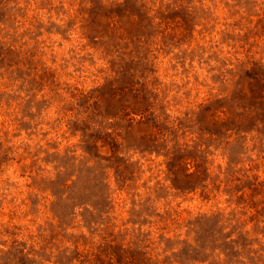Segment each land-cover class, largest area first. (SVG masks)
Here are the masks:
<instances>
[{
  "label": "rangeland",
  "instance_id": "obj_1",
  "mask_svg": "<svg viewBox=\"0 0 264 264\" xmlns=\"http://www.w3.org/2000/svg\"><path fill=\"white\" fill-rule=\"evenodd\" d=\"M0 264H264V0H0Z\"/></svg>",
  "mask_w": 264,
  "mask_h": 264
}]
</instances>
